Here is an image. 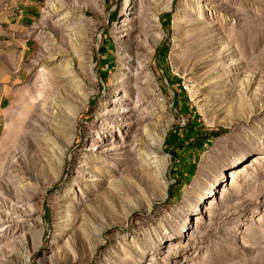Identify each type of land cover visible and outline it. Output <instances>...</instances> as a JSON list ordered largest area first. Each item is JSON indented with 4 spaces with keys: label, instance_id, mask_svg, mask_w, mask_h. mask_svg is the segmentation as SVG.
<instances>
[{
    "label": "rangeland",
    "instance_id": "1",
    "mask_svg": "<svg viewBox=\"0 0 264 264\" xmlns=\"http://www.w3.org/2000/svg\"><path fill=\"white\" fill-rule=\"evenodd\" d=\"M5 1L0 198L31 207L0 264H264V0H41L12 35ZM114 104L149 116L112 156Z\"/></svg>",
    "mask_w": 264,
    "mask_h": 264
},
{
    "label": "bare ground",
    "instance_id": "2",
    "mask_svg": "<svg viewBox=\"0 0 264 264\" xmlns=\"http://www.w3.org/2000/svg\"><path fill=\"white\" fill-rule=\"evenodd\" d=\"M45 1H46L45 4L48 7H50L52 3H54L55 0H45ZM43 17L44 18H54L55 16L47 13L45 10ZM121 17H123L122 19H124V16H121ZM122 23H124V21H122ZM123 97H125L123 101H118L119 102L118 104H120V107H122V110L128 109L129 107L131 109L132 108L135 109L139 107V104L137 103V99L135 98L131 99L129 96H123ZM115 106L116 104L111 106L112 109L108 112H105L104 110H102V113L100 115L101 123L99 126V130H97L94 133V138H95L94 141L100 144L101 151L105 153L110 152L109 154L112 156H115L118 154L119 148L121 147V145L124 146V143L128 144L129 149H132L133 151L136 150V146H135V144L137 143L136 141H138V138L139 139L143 138L142 134H140V131H139L140 126L146 121V119L149 116L148 113L139 114L138 118L140 119V123L136 124L132 120L130 123L131 115H128L123 112L122 113L117 112L116 111L117 106L116 107ZM33 125H36V122H34ZM162 130H165V128ZM115 133L117 134L119 140L111 141ZM106 134L109 135L110 140L106 138ZM160 141L161 139L157 140L158 144L160 143ZM105 160L109 164L113 163L112 159L110 158H106ZM205 199L206 198L204 197L203 200ZM10 201H6L0 198V229H3L10 224L11 222L10 219L13 216L12 214H14L15 212L22 213L25 207L27 208L31 207V203H29L26 200L25 201L20 200L21 202L20 207H16L18 205H15ZM20 209L21 211H18Z\"/></svg>",
    "mask_w": 264,
    "mask_h": 264
},
{
    "label": "crops",
    "instance_id": "3",
    "mask_svg": "<svg viewBox=\"0 0 264 264\" xmlns=\"http://www.w3.org/2000/svg\"><path fill=\"white\" fill-rule=\"evenodd\" d=\"M41 0H6L2 15L4 27L9 34H15L23 31L38 17L40 12ZM31 44L25 47L30 49ZM4 102L3 96H0V104ZM1 114V113H0Z\"/></svg>",
    "mask_w": 264,
    "mask_h": 264
}]
</instances>
